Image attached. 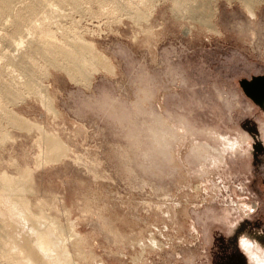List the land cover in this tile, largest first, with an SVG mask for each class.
Wrapping results in <instances>:
<instances>
[{"label": "rangeland", "instance_id": "rangeland-1", "mask_svg": "<svg viewBox=\"0 0 264 264\" xmlns=\"http://www.w3.org/2000/svg\"><path fill=\"white\" fill-rule=\"evenodd\" d=\"M256 80L264 0H0V264H247Z\"/></svg>", "mask_w": 264, "mask_h": 264}, {"label": "bare ground", "instance_id": "bare-ground-1", "mask_svg": "<svg viewBox=\"0 0 264 264\" xmlns=\"http://www.w3.org/2000/svg\"><path fill=\"white\" fill-rule=\"evenodd\" d=\"M68 76H69V74H68ZM73 80H74V78H73ZM243 87H244L246 94L251 99H255V95L264 99V81L256 80L254 83H251V84L244 83ZM33 232H35V233H33L31 235H33V237L35 239V242H33L34 246L38 248V249H36V251H38L41 254H44L46 256V255H49L50 252L52 253L55 250V247L57 245L55 246L54 242H52V240L49 239V236L47 234L36 233L37 232L36 230H34ZM31 233H32V231H31ZM25 236L29 237L27 235H25ZM27 241H29V239L27 240V238L24 237L23 242H22L23 247H27ZM51 256H53V255H51ZM56 256L57 255H55V261H56L55 263L56 264H69V263H67L66 259L62 255L61 256L58 255L57 257Z\"/></svg>", "mask_w": 264, "mask_h": 264}, {"label": "clouds", "instance_id": "clouds-1", "mask_svg": "<svg viewBox=\"0 0 264 264\" xmlns=\"http://www.w3.org/2000/svg\"><path fill=\"white\" fill-rule=\"evenodd\" d=\"M241 222L242 220L230 222L227 236H232ZM257 235H264V229L258 230ZM237 245L247 264H264V245H261L257 239L244 232L238 237Z\"/></svg>", "mask_w": 264, "mask_h": 264}, {"label": "flooded vegetation", "instance_id": "flooded-vegetation-1", "mask_svg": "<svg viewBox=\"0 0 264 264\" xmlns=\"http://www.w3.org/2000/svg\"><path fill=\"white\" fill-rule=\"evenodd\" d=\"M253 100L256 101V102H260V101H263L264 99L259 97V96H257V95H255V99H253Z\"/></svg>", "mask_w": 264, "mask_h": 264}]
</instances>
